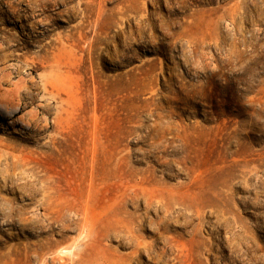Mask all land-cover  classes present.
I'll use <instances>...</instances> for the list:
<instances>
[{
    "label": "rangeland",
    "instance_id": "rangeland-1",
    "mask_svg": "<svg viewBox=\"0 0 264 264\" xmlns=\"http://www.w3.org/2000/svg\"><path fill=\"white\" fill-rule=\"evenodd\" d=\"M0 77V264H264V0H0Z\"/></svg>",
    "mask_w": 264,
    "mask_h": 264
},
{
    "label": "bare ground",
    "instance_id": "bare-ground-1",
    "mask_svg": "<svg viewBox=\"0 0 264 264\" xmlns=\"http://www.w3.org/2000/svg\"><path fill=\"white\" fill-rule=\"evenodd\" d=\"M226 29H227V28H226ZM0 78H1V77H0ZM5 79H6V78H4V80H5ZM0 80H1V79H0ZM4 82H5V81H4ZM6 91H7V90L5 89V91H4V92H6ZM8 91H10V92H11V90H10V89H9ZM4 92H3V93H4ZM12 92H13V91H12ZM3 93H2V94H3ZM10 94H12V93H10ZM3 99H4V97H3ZM6 99H7V98H6ZM9 99H10V98H9ZM9 99H8V100H9ZM11 100H13V99H11ZM14 106H15V105H14ZM17 107H18V106H17ZM17 107H16V108H17ZM45 123L47 124V122H45ZM46 124H44V125H46ZM45 127H46V126H45ZM43 128H44V126H43ZM43 128H42V129H43ZM47 128H48V127H47ZM192 136H193V135H192ZM209 139H210V138H209ZM192 140H193V139H192ZM200 142H201V141H200ZM189 143H190V142H189ZM84 144H86V142H83V144H82V145H84ZM196 144H197V143H196ZM199 144H200V143H199ZM82 145H81V146H82ZM206 145H207V144H206ZM206 145H205V146H206ZM205 146H204V147H205ZM210 148H211V147H210ZM65 153H66V152H65ZM180 168H181V167H180ZM200 200H201V199H200ZM178 202H179V201H178ZM179 204H180V203H179ZM179 204H178V205H179ZM180 205H181V204H180ZM202 206H203V205H202ZM205 207H206V205H205ZM205 207L203 206V208H205ZM226 238H227V237H226Z\"/></svg>",
    "mask_w": 264,
    "mask_h": 264
}]
</instances>
